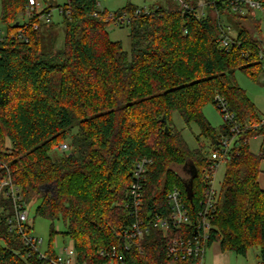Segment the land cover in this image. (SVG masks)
Returning <instances> with one entry per match:
<instances>
[{"label":"trees","instance_id":"16d2710c","mask_svg":"<svg viewBox=\"0 0 264 264\" xmlns=\"http://www.w3.org/2000/svg\"><path fill=\"white\" fill-rule=\"evenodd\" d=\"M27 4L1 0L0 19L8 32L0 39V163L6 165L0 179L8 173L27 204L37 201L36 214L51 221L48 244L55 221H61V233L73 239L79 260H106L100 250L117 244L132 220L126 191L142 158L151 163L141 216L168 214L166 196L177 187L194 219L207 187L208 153L226 133L225 124L216 131L203 113L206 103L216 106L219 94L246 128L226 162L207 245L219 242L222 251L243 257L258 247L264 264V188L259 184L264 152L248 146L249 138L264 134V126L257 127L258 109L234 76L236 70L252 79L261 73L259 22L253 14L229 16L237 38L226 51L211 13L206 18L182 14L174 0L147 13H135L139 7L131 3L109 12L98 0H68L56 6L62 8L59 24L39 19L50 4L21 22ZM110 13L129 16L130 53L109 38ZM60 24L63 44L56 48L52 28ZM19 30L27 41L17 38ZM174 112L186 125H199L210 150L202 143L188 147L173 124ZM67 138L68 152L52 155ZM174 165L197 169L192 203L184 191L188 174L183 177ZM191 232L181 227L164 234L151 227L125 253L127 264H190L168 258L166 243ZM40 263L35 254L26 255L21 236L8 232L0 214V264Z\"/></svg>","mask_w":264,"mask_h":264},{"label":"built area","instance_id":"2783aa9c","mask_svg":"<svg viewBox=\"0 0 264 264\" xmlns=\"http://www.w3.org/2000/svg\"><path fill=\"white\" fill-rule=\"evenodd\" d=\"M182 14H194L197 18H206L209 13L215 17L219 24L217 41L221 48L228 51L237 38V32L228 20L230 15L243 16L258 11L264 17V0H174ZM43 5L38 0H28L26 15L27 18L40 13ZM62 13V8L58 9ZM149 12L143 8L136 9L135 13ZM46 22L51 17L50 11L46 14ZM107 19L116 26H127L129 16L127 14H108ZM37 28L36 23L33 24ZM17 38L27 41L23 30H19ZM260 37H258V40ZM239 45L240 42L238 41ZM258 61L261 64V73L264 74V43L258 41ZM264 83V77H263ZM216 107L223 117V124L226 126V133L222 135L215 149L208 153L210 161L209 172L205 175L207 187L203 200L197 209L194 219H191L188 209L185 206L182 192L174 187L166 196L168 214L156 213L154 215L141 216L140 209L143 204V190L146 181L150 159L142 158L134 164L132 169V181L126 191L125 208L132 220L125 225L118 234V243L111 247L100 250L99 254L106 258L101 263L94 264H127L125 253L130 251L139 240L143 239L151 227L159 229L166 234L170 228L181 227L192 229L188 235H178L168 238L166 243L167 257L173 261H189L190 264H203L204 254L207 249L209 234L212 227L211 220L216 214L218 192L214 188V178L219 164L226 163L233 154L234 143L240 134L245 131L244 126L237 121L235 113L230 109L226 99L217 94L214 97ZM264 126V119L257 125ZM256 128V126H254ZM60 153L66 152V143L58 145ZM0 169L6 170V165L0 163ZM27 203L23 197L22 189L12 182L7 173L0 179V214L5 218L8 232L21 236L26 255L35 254L40 264H90L87 261L79 260L77 257L73 239L65 246L56 247L55 244H47L43 250L42 239H39L32 232ZM149 218V219H148Z\"/></svg>","mask_w":264,"mask_h":264},{"label":"rangeland","instance_id":"374dc122","mask_svg":"<svg viewBox=\"0 0 264 264\" xmlns=\"http://www.w3.org/2000/svg\"><path fill=\"white\" fill-rule=\"evenodd\" d=\"M43 7L48 6L49 4L53 7L50 9L51 17L49 18L53 23H60L61 21V13L59 12L56 6L65 4L68 0H38ZM131 3L136 5L139 8H143L144 10H153L157 7L164 6L165 0H98V5L101 9H106L109 12H113L126 4ZM0 13H1V0H0ZM254 17L259 22V32L261 39L264 43V17L258 12H254ZM23 18H27L26 10L19 20L23 22ZM41 21L46 20V16H39ZM57 35L56 40V48H61L63 44V26L60 24L59 26H55L52 28ZM8 26L6 23H3L0 19V39L4 38L7 35ZM43 35L47 36L44 32V29H41ZM108 35L109 38L113 41H119L125 51L130 53L131 51V42L129 38V27L127 26H116L111 24L108 27ZM236 82L240 87H242L251 101L255 104L258 109L259 115L262 119H264V83L263 77L264 74L260 73L256 79H252L245 75L240 70H236L234 73ZM203 113L210 124L215 128L216 131H219L221 125L223 124V117L217 107L208 102L203 106ZM172 121L174 126L181 131L182 138L188 145L190 149L197 148L200 143L206 146V150L209 149L207 140L200 135V127L198 124L192 122L189 125H186L183 118L180 116L178 112H174L172 114ZM74 132V130H73ZM200 137L199 139H197ZM69 138V137H68ZM68 138L65 139V143L69 145ZM63 142V143H64ZM249 149L254 153H259L261 150L264 151V135L257 134L248 139ZM210 150V149H209ZM211 151V150H210ZM209 151V152H210ZM261 151V152H262ZM68 152V150L66 151ZM52 155L59 156L61 153L57 149H53ZM174 169L180 173L183 177H187L185 171L183 170V166L174 165ZM226 169V163L219 164L215 178H214V188L219 192L223 178L224 172ZM259 184L262 188H264V158L261 160L260 164V174H259ZM37 205V201H31L27 205L29 211L30 224L32 225V232L39 239H42V249L46 248L48 241L50 239V230H51V221L45 217L36 214L35 208ZM64 230V225L61 221H55L54 223V235L52 238V243H56V247L65 246L69 242V238L64 236L61 232ZM217 246V242H213L209 248L206 250V258L208 259L209 254L213 251L214 247ZM259 248L252 247L248 250L247 256L243 257L231 252V257L227 264H263L260 262L258 257ZM168 264H176L175 262H170ZM208 264V263H206Z\"/></svg>","mask_w":264,"mask_h":264},{"label":"crops","instance_id":"0c3cea01","mask_svg":"<svg viewBox=\"0 0 264 264\" xmlns=\"http://www.w3.org/2000/svg\"><path fill=\"white\" fill-rule=\"evenodd\" d=\"M228 20H229V18H228ZM260 39H261V36H260ZM261 151L259 153L264 152V151H262V152ZM209 246H207V248H209ZM230 257H231V251H222L220 249L219 242H217V246L214 247L213 251H211V253L208 256V259L206 258V251H205L203 264H206V263H208V264H227V262H229Z\"/></svg>","mask_w":264,"mask_h":264},{"label":"water","instance_id":"95a60500","mask_svg":"<svg viewBox=\"0 0 264 264\" xmlns=\"http://www.w3.org/2000/svg\"><path fill=\"white\" fill-rule=\"evenodd\" d=\"M18 26V22H16L14 24V27ZM163 123H165V119L162 118L161 119ZM167 130V128L165 127V131ZM185 166V165H184ZM188 180L184 181V191L186 194L187 199L189 200L190 203H192V196H193V179L196 177L197 175V169L194 166H189L188 167Z\"/></svg>","mask_w":264,"mask_h":264},{"label":"flooded vegetation","instance_id":"af4514ba","mask_svg":"<svg viewBox=\"0 0 264 264\" xmlns=\"http://www.w3.org/2000/svg\"><path fill=\"white\" fill-rule=\"evenodd\" d=\"M183 170L185 171V173H187L188 171V167H184ZM188 174V173H187Z\"/></svg>","mask_w":264,"mask_h":264}]
</instances>
